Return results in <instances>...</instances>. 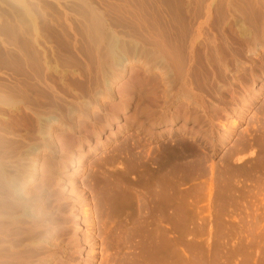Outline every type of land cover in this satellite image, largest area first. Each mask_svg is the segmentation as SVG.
<instances>
[{
  "label": "bare ground",
  "instance_id": "bare-ground-1",
  "mask_svg": "<svg viewBox=\"0 0 264 264\" xmlns=\"http://www.w3.org/2000/svg\"><path fill=\"white\" fill-rule=\"evenodd\" d=\"M9 1L14 4V21L4 22L0 30L14 38H11L13 43L10 45L15 54L13 62L17 74L14 71L16 79L13 81H0V150L5 144H12L13 134L2 130L3 126L10 125L17 129L23 124L26 129H34L35 124L42 121L49 126L54 119L53 110L40 107L41 101H45V106L47 101L50 104L52 100L54 104L61 101L69 104L57 89L58 85L54 84L58 72L78 85L88 99H97L99 102L102 95V98L107 99L103 119L95 126L80 127L82 140L76 142L73 135L61 132L53 145L52 153L56 154V160L44 156L34 158L30 167L40 184L51 192L55 204H68L67 216L71 229L65 238V245L77 258L72 263L55 258L54 264H94L97 256L100 257L91 246L96 239L103 240V245L108 248L114 244L123 248L134 246L138 253L135 255L131 252L134 256L130 264H185L188 258L182 260V253H178V250L182 249L186 255L192 252L194 246L197 248L194 244L196 241L187 242V236H193V231L199 228L190 229L195 213L189 214L191 209L185 202L186 198L183 202L182 198H177L181 194L177 195L180 187L178 183L183 182L179 181L178 173H187L186 176L195 173L191 165L193 162L190 160V164L182 160L196 154L197 148H192L194 143H202L215 154L218 146L230 140L236 128L235 120L230 117L243 120L245 101L261 89L260 80L263 79L254 80L257 90L248 89L242 97L230 95V100L235 102L230 117L221 114L218 119L212 120L205 105L199 102L200 97L192 93L193 68L198 62L219 60L222 41L226 38L225 27L231 24H236L239 33L243 30L241 39L250 46L263 43L264 0H186L189 22L185 18L187 12L182 0H178L177 4L174 0ZM187 95L185 104L180 101V97ZM75 100L72 102L76 104ZM198 108L203 111L199 112ZM4 113L7 115L5 118L2 116ZM213 123L214 134L211 132ZM129 129L135 131L130 136V148L116 150L112 159L107 160L113 164L118 160L124 161L125 164L113 179L92 176L90 189L95 191L94 196L85 197L78 190V178L83 174L85 157L107 148ZM137 135L151 143L167 137L171 144H174L173 138L177 136V150L155 146L144 151L138 145L140 138ZM214 135L219 138L218 143ZM187 141L193 146L187 145ZM259 143L264 144L261 140ZM1 165L0 158V194L10 189V178L7 180L1 172ZM213 167L210 166L208 173L210 180L215 182L208 187L209 193L215 183L219 185L218 194L221 198H227L232 195L234 184L230 179L227 181L226 177L215 173ZM16 192L20 199H26L25 185ZM177 208L183 211L182 216L177 217ZM115 217H123L126 223L117 232L108 229L106 222L101 224L103 219L107 218L105 220L109 222ZM130 219L129 226L127 222ZM165 222L172 233L177 231V239L170 241L167 236L164 237L168 241L167 244L165 242L168 259L166 256L164 259V250L161 249V237L166 235L162 229ZM220 222L216 221V225L221 226ZM100 229L102 237L98 233V238H93L92 235ZM4 231L2 234H5ZM35 231L32 225L18 226L15 231L19 238L18 246H25ZM183 238H186L187 243ZM215 239L218 238L215 236ZM216 248L219 246L216 245ZM237 248L242 249L239 246ZM196 252L200 258L199 251ZM212 253V260L217 262L218 252L215 250ZM194 258L192 256L188 261L192 262ZM199 258L193 263L203 264ZM245 258L239 264H247L246 255ZM34 260L33 256L19 251L11 252L8 262L0 258V264H34Z\"/></svg>",
  "mask_w": 264,
  "mask_h": 264
},
{
  "label": "rangeland",
  "instance_id": "rangeland-1",
  "mask_svg": "<svg viewBox=\"0 0 264 264\" xmlns=\"http://www.w3.org/2000/svg\"><path fill=\"white\" fill-rule=\"evenodd\" d=\"M177 1L178 0H174L176 4L178 3ZM182 1L185 3L184 10L187 12V1ZM14 9V4L9 0H0V29L4 22L9 23L14 21ZM185 15L186 21L189 22L190 18L188 12ZM235 25L236 24H231V26L225 27L226 38L222 41L223 46L221 45L222 51H220L221 56L219 60L210 63L208 61L198 62L193 68L192 93L196 95L197 98L198 96L200 97L198 98L199 102L201 101L203 106L205 105L204 108L207 109V114L212 120H216L221 114L229 117L232 115L235 102L230 100L231 94L236 97H242L248 89L255 88V90H257L258 87L255 86L254 80L263 78L260 80L261 89L245 101L246 111L244 109L242 110L243 120H238L233 116L230 117L232 120H235L236 124L233 136L230 140L223 142L218 148L216 146L217 151L215 154L202 143H194V147H192V143L187 141V145H192L190 147L193 149L197 148V150L195 155L188 156L185 158L186 161L184 159L182 161L190 162L191 160V162H193V164H191V162L190 164L195 170V173H193L194 175L189 174L188 177L186 176L187 173L181 172V175L184 177L182 178L179 174L180 172L178 173L176 171L180 177L179 181H183L178 183L180 187L177 189V195L179 193L181 194L177 196V198H182L183 200L181 202L186 198L185 202L189 205V209H191L189 214L195 213L193 215L196 216H194L196 219L194 218L193 223L189 226L190 229L199 228L197 229L198 231H195L197 233L196 236H194V231L193 236H187V242L196 241L195 243L193 242L197 245V248L194 246V249L196 248V251H199L201 259L198 257V252L194 251V249L192 252L188 253L189 255L186 254L187 256L182 252V249H179L178 253L181 251L180 254H183H181V258L185 257L184 259L182 258V260L187 258L191 260L193 256V258L195 257L194 260L196 259L197 261L199 258V261L203 264H212V262H214L213 255L211 254H213L212 252L215 250L218 252L217 254L219 256H216L217 259L215 260L217 262L213 264H220V262L221 264L243 263L246 259L245 255L247 257V261H245L247 264H249V262L250 264H264V144L259 143L260 140L264 143V42L261 43L262 45L258 44L257 46H252L250 43V46L245 40L241 39L243 30L239 33V29H237ZM247 33L251 35L250 32ZM7 35L9 34L0 30V81L5 82L8 80H15L17 74V68H15L16 65H14L13 62L15 54L10 45L13 43L10 40L14 38L12 35H9V37ZM55 77L57 78H55L54 84L58 85L57 89L59 88L58 90L63 94V97L69 101V104L66 105L67 102L65 103L62 101L58 104H54L52 103L53 100L52 102L49 100L51 105L48 104L49 102L47 101L45 106V101H41L40 107L53 110L54 119L51 122L52 124L48 126L45 121H42L40 123L41 126L37 122L34 129L28 127L26 129V126L23 124L17 129L11 128L10 125L2 127V130L6 133L13 134L11 135L12 144L7 143V145L5 144L0 150L2 164L1 172L5 175L7 180L10 178V189L3 191L5 195H3V192L0 194V230H2V232L4 231L3 229L9 231L8 233L4 231L5 234H2L0 231V235L2 234V239H0V258L5 260L3 262H8V259L11 257V252L18 253L19 251L26 252L30 257L33 256V259H35L34 264H54L55 258H61L67 263H72L75 258H77V255L71 252L65 245V238L68 236L71 229L69 217L67 216L68 204H55L51 197V192L40 184L38 177L32 174L30 167L34 158L44 156L48 159L56 160V154L52 153L54 148L53 145L57 135L61 132L64 131L65 133L73 135L76 142L82 140L81 134L79 133L80 127L83 125L95 126L96 123L103 119L105 116L104 109L107 104V99L106 97L102 98L103 95L99 102L97 99H88L84 93H81L82 89L79 88L78 85L63 76L60 72H58V75ZM180 99L181 102L187 104L188 95L181 96ZM74 100L76 104L72 102ZM84 100L85 102H83ZM70 101L73 107H71ZM174 103H177V97ZM194 107L196 106L194 105ZM197 110L199 112L203 111L199 108ZM2 116L5 118L7 115L4 113ZM214 123L211 126V132L213 134L215 133L213 129ZM44 127H49L50 129ZM36 131H38V133H36ZM134 132V129L126 130L120 138L112 141L107 148L99 149L95 154L85 157V168L81 177L78 178V190L81 191L85 197L93 198L94 196L95 191L90 189L92 176L98 175L109 179L116 177V172L120 171L123 167L125 164L124 161L118 160L113 164L109 163L107 160L112 159L116 154V150H128L130 148L132 143L130 136L134 134ZM137 136L140 138L138 145L140 148L145 149L144 151H147V148L153 149L155 146H162V149L170 147L177 150V139L179 138L177 136L173 138L175 142H172L174 144H171V141L168 142L169 139L167 137L161 139L157 143H151L149 141H144L145 139L141 136ZM214 137L216 143H218L219 138H217V135H214ZM227 156L231 158L229 159ZM210 166H214L215 173L224 176L223 178L226 177L227 181L229 179L231 180L232 185L234 184L233 192L231 191L232 195L227 198H221L220 194H218L219 185L217 184V186L215 183L212 186V191L209 193L208 187L215 182L210 180L211 176L209 175L210 173H208L210 172ZM255 166H257V168ZM23 185H25V191L27 193L25 200L20 199L16 192L17 189L21 188ZM228 198L231 201L228 200ZM93 203L94 202L91 203L92 207ZM169 212L170 211L166 213L168 214ZM183 214V211L177 208V217ZM29 216H31V218ZM105 219H103L101 224L106 222V227L116 232L126 224L123 217H115V220L112 218V220L109 221L111 223ZM216 221H221V226H217ZM25 223L29 226H35L36 231L31 235L30 239L28 238L25 246L19 247V238L15 231L18 229V226L26 225ZM127 224H131V219ZM166 224L168 223L165 222L162 224V229L165 230L166 235L164 234V236H162L163 238L161 237V249L164 250L162 251L164 259L165 256L166 259H168V253H165L167 249L166 244L168 243L167 240L171 241L174 238L177 239V229L174 230L176 232L172 233V230H170ZM99 231L95 232L92 237L98 238V233L102 237V229ZM213 232L215 233L213 234ZM197 235H199V237ZM214 235L218 239L214 240ZM166 236L169 239L166 240V238H164ZM193 238L195 240H193ZM196 239H198V241ZM96 240L95 244L91 243V246L97 250L96 252L100 254V257L99 255L97 256L94 264H130L134 254L136 255L138 253V251L134 249V246L123 248V246L114 244V246L108 248L103 245V240ZM184 240L186 242V238ZM212 240L215 242H211ZM210 243H213L212 245L214 247L210 245ZM216 245L217 247L219 246V248H216ZM238 246L239 248L245 249H241L244 251L243 253H245L244 256L241 250L237 248ZM210 247H212L210 249L211 251L209 250ZM239 250L240 253H238ZM190 256L191 258H189ZM188 259L185 260V262H189L190 260L188 261ZM194 260L189 262V264L193 263ZM119 261H121V263Z\"/></svg>",
  "mask_w": 264,
  "mask_h": 264
}]
</instances>
